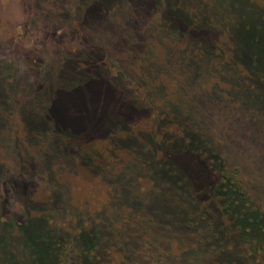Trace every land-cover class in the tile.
Masks as SVG:
<instances>
[{"label":"rangeland","instance_id":"374dc122","mask_svg":"<svg viewBox=\"0 0 264 264\" xmlns=\"http://www.w3.org/2000/svg\"><path fill=\"white\" fill-rule=\"evenodd\" d=\"M163 5V0L158 6L153 0H0V86L3 87L0 88V241L7 239L5 247L10 252L20 249L19 225L27 220L25 206L34 215L42 216L40 208L51 204L56 210L51 215L54 225L61 223L69 211L82 213L84 217L87 211H97L104 201L101 200L104 187L98 189L102 183L100 177L84 166L60 165L57 174L54 173L49 164L53 157H45L49 149L37 142L36 132L57 127L65 130L66 136L77 133L85 152L98 149L97 142L103 140V126L106 128L102 116L130 117L128 93L134 91L139 101L144 102L139 103L138 110L145 118L133 119L135 124L142 122L137 128L144 129L153 120L148 117L153 116L148 114L150 110H145L147 99H151L149 105H165L168 98L182 99V104L194 113L190 120L199 117L198 126L213 140L223 139V147L242 165L252 195L264 203V127L253 132L250 127L228 121V112L244 121L245 109L242 110L237 94L232 96L222 86L213 85L216 79L205 80V74L184 83L178 80L177 73L182 70L176 56L185 48L188 36L181 41L176 38L175 21L159 31ZM233 21L238 22L236 35L249 56L254 55L264 81V6L257 0H240ZM179 24L184 28L183 23L179 21ZM218 36L215 33L216 39ZM122 39L126 47L121 51L118 40ZM161 42L162 47L157 46L156 50L154 44ZM138 46L152 48L154 52H148L143 61L129 60ZM161 48L170 55H163ZM144 65L148 69H141ZM118 71L128 73L126 79L118 81L112 76ZM216 72L211 73L216 76ZM183 74L187 78L190 72ZM133 78L138 79V85L131 81ZM181 86L184 93L180 94ZM40 112H47L49 121ZM258 123L264 126L262 121ZM234 129L239 134L232 137L229 132ZM244 132L247 134L242 135ZM101 160L105 165L110 163L109 169L116 164L115 171L120 166L117 161L111 163L112 158ZM150 178L145 172L135 177V190L142 195V201L150 202ZM56 193L58 201L47 204L49 196ZM115 204L116 214L104 215L114 227L127 221L124 214L128 203ZM151 204L153 209L158 201ZM139 211L144 209H136L130 217ZM153 212L149 209L145 218H140L141 223L155 226ZM12 220L17 222L12 224ZM166 226L162 225L154 236L146 234L142 239L150 244H168V252L178 251L185 240L175 229ZM0 247V264H16L12 256L3 252V245ZM206 254L197 249L195 258L199 264H205L212 254L210 247ZM171 259H174L172 255L166 260ZM193 263L185 257L182 264Z\"/></svg>","mask_w":264,"mask_h":264},{"label":"trees","instance_id":"16d2710c","mask_svg":"<svg viewBox=\"0 0 264 264\" xmlns=\"http://www.w3.org/2000/svg\"><path fill=\"white\" fill-rule=\"evenodd\" d=\"M153 1L156 6L162 3V0ZM257 1L264 6V0ZM163 2L159 31L175 21L176 38L181 41L188 36L185 48L176 56L182 70L177 73L178 80L184 83L205 74V80L216 79L213 85L216 88L222 86L223 91L232 96L237 94L243 104L242 110L245 109L244 121L228 111L227 120L236 126L250 127L253 132L264 127L258 123H264V81L257 70L254 55L249 56L243 41L236 35L238 22L233 21L240 0ZM215 33L219 34L217 39ZM122 40H118L121 51L126 47L125 40ZM162 44L155 43L154 48L157 50ZM150 49L136 47L129 60H145L148 52H154ZM162 51L163 55H170L164 49ZM145 68L148 69L146 65L141 67ZM183 70L190 72L187 78ZM214 70L218 71L216 76L211 73ZM112 76L120 81L126 79L128 73L118 71ZM131 81L138 85V79ZM181 90L180 94L184 93L183 88ZM134 92L128 93L130 117L121 114L102 116L101 122L106 128L103 126V140L97 142L99 145L96 143L98 149L90 148L85 152L80 147L77 133L66 136V131L57 127L36 132L37 142L49 149L45 151V157H53L49 164L56 171L54 173L57 174L60 165L77 163L76 166H84L100 177L102 183L98 189L104 187L105 194L101 197L104 201L99 205L102 208L98 206L95 212L87 211L84 217L82 213L69 211L61 223L54 225L51 215L56 210L50 203L58 201V193L49 196L47 204L50 206L40 208L42 216L34 215L25 206L27 220L19 225L20 249L10 252L9 247H5L7 239L3 238L0 241L3 252L12 256L16 264H144L143 261L146 264H182L185 257L193 264H199L195 258L197 249L206 254L210 247L212 254L206 258L205 264H264V203L252 195L242 165L223 147V139L221 142L213 140L198 126L199 117L196 121L190 120L194 113L182 104V99L168 98L165 105H149L151 99H147L145 110H150L148 114L153 116L148 117L153 120L144 129L137 128L142 122L136 121L135 124L133 119L145 118L138 110L139 103L144 102L139 101ZM237 109L242 111L240 107ZM40 114L49 121L47 112ZM239 131L234 129L229 134L233 137ZM102 157L112 158L114 162L111 163L117 161L120 164L117 171L114 170L116 164L109 169L110 163L105 165ZM144 172L152 181L150 202L142 201V195L135 190V177ZM117 201L128 203L124 214L127 221L114 227L104 215L116 214L114 205ZM153 201H158V205L151 209ZM48 207L53 210L48 211ZM138 208L144 211L131 218ZM149 209L154 210L157 223L151 227L140 221ZM162 225L175 229L184 238L178 251L168 252V244H150L142 239L146 234L154 236ZM171 255L174 259L166 260Z\"/></svg>","mask_w":264,"mask_h":264}]
</instances>
